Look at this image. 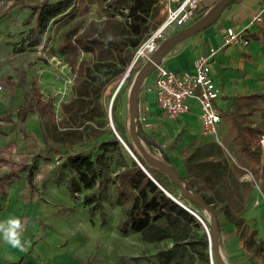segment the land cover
<instances>
[{"label": "trees", "instance_id": "16d2710c", "mask_svg": "<svg viewBox=\"0 0 264 264\" xmlns=\"http://www.w3.org/2000/svg\"><path fill=\"white\" fill-rule=\"evenodd\" d=\"M90 1L101 4L105 16L101 19L92 18L86 24L71 25L62 35L59 51L75 75L72 84L73 95L63 102L61 107L66 116L83 123L84 127L104 128L108 120L102 93L109 79H102L97 72L103 65L115 67L116 78L126 71L136 46L153 26L156 0ZM62 4L61 1L52 3L51 0H44L37 7L36 24L31 29V34L38 37L37 43L43 40L49 20L63 12ZM124 9L129 10L127 14L123 13ZM118 12L122 16H118ZM14 93L13 89L11 97ZM32 113H38L42 118V123L38 124L42 127L44 145L50 151L59 152L64 145L71 142V134H76L73 142L83 138L81 129L73 131L70 128H61L55 118L53 101L46 100L34 87L26 91L23 102L15 112L0 114V128L5 124L25 122ZM258 113H261L259 121L250 119ZM224 120L228 125L235 152L239 156L237 162L225 165L218 175L207 172L205 183L200 188L195 187L194 180L189 177L191 171L199 172L206 165L205 161H186V173H181L180 168L174 167L181 179L187 181L194 190L195 195L211 206L217 216L219 231L223 217H227L240 229L239 237L245 241L248 253L264 258V239L257 237L258 231L251 230L243 217L253 185L259 183L264 193V91L235 97L233 107L224 115ZM117 130L134 150L118 127ZM24 135L27 136V133ZM179 138L180 134L175 143ZM118 144L119 140L114 136L99 144L101 151L73 150L63 155L61 166L72 174L67 184H64L66 189L73 193L102 185V190H106L109 183H112L119 202H127L118 224L123 232H137L148 242L169 239L173 247L160 249L158 253L166 261L175 260L176 264H213L216 249L212 226L209 225L208 232L203 224H209L208 220L197 214L195 209L181 198H177V190L180 187L171 176L149 166L142 157L139 159L141 163L128 162L123 168L112 173L106 150ZM157 145L163 149L159 143ZM24 170L27 172L28 186L34 187V166L20 163L6 174L0 175V189L10 185ZM247 172L252 174L254 182L241 179L240 176ZM202 189L211 190V193L202 192ZM102 190L85 194L83 202H99L102 206ZM191 202L200 206L194 200ZM102 221H106L104 213Z\"/></svg>", "mask_w": 264, "mask_h": 264}, {"label": "rangeland", "instance_id": "374dc122", "mask_svg": "<svg viewBox=\"0 0 264 264\" xmlns=\"http://www.w3.org/2000/svg\"><path fill=\"white\" fill-rule=\"evenodd\" d=\"M43 1L0 0V114L11 110L15 112L19 104L23 102L26 91L34 87L46 100L53 101L55 118L61 128H70L73 131L81 129L83 138L75 143L73 141L76 139V134H71V142L64 145L59 152L50 151L44 145L42 127L37 125L42 123V118L38 113H32L22 124L7 128V134L13 138L14 152L12 156L9 154L11 151L9 147L6 150L1 149L0 175L6 174L12 168L13 159L22 163L29 162L31 167L36 164L35 169L38 168V164H41L40 170H34L36 185L32 188L29 186L22 188L21 193L31 200L37 196L55 201L58 210L55 212L54 222L48 223L50 220L41 222L45 225L46 245H54L56 249H59L58 255L63 264H176L175 260L166 261L158 254L160 249L173 247L169 239L148 242L143 240L137 232H123L119 228L118 224L127 202L125 200L119 202L112 183H109L106 190H102V185H96L94 189L77 190L73 193L66 189L64 184H67L72 174L61 166L63 155L73 150L101 151L99 144L114 136L119 140V144L106 150L112 173L123 168L128 162L138 161L140 157L149 166L162 170L167 175L168 173L147 161L130 133V89L141 65L131 69L130 62L126 71L117 78L114 77L116 68L113 66L103 65L98 70L97 74L102 79H109L102 93L105 116L108 120L104 128L84 127L83 123L63 113L61 105L73 95L72 84L75 74L59 51L62 35L71 25L86 24L92 18H103L105 11L101 4L90 0H51L52 3L61 1L63 12L49 20L43 40L37 43L38 37L31 34V29L36 24L37 7ZM212 1L205 0V2ZM203 5L205 11L208 7L205 3ZM128 11L124 9L123 13L127 14ZM117 15L122 16L120 12ZM30 43L34 44L30 45ZM86 56L89 57L90 54ZM13 89L15 93L11 97ZM118 91L119 94L114 104ZM260 118L261 113H258L250 119L259 121ZM141 126L142 123H139L142 129ZM117 127L133 145L134 150L120 136ZM223 128L226 131L220 140L207 136V140L200 146L192 144L186 149L187 159L205 161L206 164L199 172H190L189 178L194 180L197 188L205 183L207 172L218 175L225 165H231L239 160L226 122ZM142 131L149 137L147 132L143 129ZM24 133H27V136ZM143 142L151 154L171 164L170 158L165 157L163 149L146 141ZM240 177L242 180L254 182L251 173L247 172ZM19 179V176L15 177L14 182ZM184 182L189 186L187 181ZM189 188L194 192L190 186ZM98 189L102 190L100 192L103 198L102 206L99 202L85 204L84 195L94 190L98 191ZM202 192L211 191L202 189ZM177 194V198H181L187 205L194 208L197 214L203 215L208 220L209 224H203L204 228L210 232L209 225L212 226L210 212L202 206H195L181 189L177 190ZM103 213L106 218L104 223ZM213 260L214 264H220L216 255H213Z\"/></svg>", "mask_w": 264, "mask_h": 264}, {"label": "crops", "instance_id": "0c3cea01", "mask_svg": "<svg viewBox=\"0 0 264 264\" xmlns=\"http://www.w3.org/2000/svg\"><path fill=\"white\" fill-rule=\"evenodd\" d=\"M216 1H204L208 7L205 11ZM263 5L264 0H232L212 23L180 38L163 59L169 69L193 72L194 59L201 53H210L212 46L217 48L212 56L211 67L213 78L222 89L216 101L223 114V121L219 125L221 137L226 131L223 128L224 115L232 109L235 97L264 91V19L252 21L251 18ZM227 27L236 30L247 29L249 44H224ZM153 78V74L147 77L140 92L141 127L152 140L162 146L171 164L180 168L181 173H186L185 162L191 161L186 158V149L192 144L200 146L207 140V136H213L202 132L199 105L194 99L190 100V111L179 117L171 118L164 113L157 103L155 91L149 89L153 85ZM15 124H5L0 128V152L1 149L6 150L9 147V154L12 156L14 142L7 134V128ZM21 130L23 132V127ZM179 134L180 138L175 143ZM20 163L22 162L13 159L12 168ZM25 164L29 166V162ZM33 166L34 170H38L41 164H38L37 169L36 164ZM25 171L20 172L19 181L14 182L13 179L10 185L0 189V221L13 216L22 219L25 224L22 234L25 249L22 251L13 248L0 240V264H63L58 255L59 249L54 245H46L45 225L42 224L48 220V223L54 222L58 207L56 208L55 201L37 196L31 200L21 193V189L28 186ZM34 184L36 185L35 181ZM247 206L243 214L245 224L251 230L258 231V238L264 239V193L260 184L253 185ZM239 233L240 229L227 217H223L219 237L220 253L225 264H264V258L248 253L245 241L239 237Z\"/></svg>", "mask_w": 264, "mask_h": 264}, {"label": "built area", "instance_id": "2783aa9c", "mask_svg": "<svg viewBox=\"0 0 264 264\" xmlns=\"http://www.w3.org/2000/svg\"><path fill=\"white\" fill-rule=\"evenodd\" d=\"M204 1L156 0L153 26L136 46L130 68L150 60L153 53L171 35L199 19L206 12L203 6ZM263 12L264 5L259 12L252 15V21H262ZM225 32L224 44L247 45L250 42L247 29L236 30L233 27H227ZM216 51L217 48L212 46L210 53L199 54L194 59L193 72L169 69L163 62L164 58L154 61L151 73L154 75L153 85L149 89L155 91L159 107L171 118L190 111V100H196L199 105L202 132L220 140L219 125L223 121V114L217 107L216 101L222 89L213 78L211 67L212 56ZM138 120L140 123V113ZM262 141L264 142V136Z\"/></svg>", "mask_w": 264, "mask_h": 264}, {"label": "water", "instance_id": "95a60500", "mask_svg": "<svg viewBox=\"0 0 264 264\" xmlns=\"http://www.w3.org/2000/svg\"><path fill=\"white\" fill-rule=\"evenodd\" d=\"M231 1L232 0H217L216 3L211 8H209L199 19H197L195 22L187 25L186 27L182 28L178 32L171 35L167 39V41L164 44H162L153 53L151 59L143 63L139 68L135 76L134 82L132 84V87L130 89V99H129V110H130L129 128H130L131 136L133 137L136 146L143 153L144 157L147 159L148 162L162 168L168 173L169 176H171V178L179 185L181 191L187 198H189L190 200H194L200 206H202L203 208H205L207 211L210 212L212 217V236L214 239V245L216 249V258L220 264H225V262L220 253L219 228H218L217 216L215 212L212 210L211 206L207 204L202 198H199L197 197V195H195V193L189 188V186L181 179L179 173L177 172L175 167L169 163V161L156 157L146 149L143 141H146L154 145H157V143L151 140L139 127L138 115L140 109L139 98H140L141 88L144 82L146 81L147 77L152 73L154 61H160L161 59H163L164 56L173 48L175 43L180 38L190 33H193L194 31L212 23L222 13V11ZM164 153H165V157L168 159L169 158L168 154L166 152ZM212 263L214 264L213 259H212Z\"/></svg>", "mask_w": 264, "mask_h": 264}, {"label": "clouds", "instance_id": "9594fccd", "mask_svg": "<svg viewBox=\"0 0 264 264\" xmlns=\"http://www.w3.org/2000/svg\"><path fill=\"white\" fill-rule=\"evenodd\" d=\"M24 228L25 224L19 217L13 216L0 221V240L23 251L25 249V242L22 239Z\"/></svg>", "mask_w": 264, "mask_h": 264}, {"label": "bare ground", "instance_id": "6f19581e", "mask_svg": "<svg viewBox=\"0 0 264 264\" xmlns=\"http://www.w3.org/2000/svg\"><path fill=\"white\" fill-rule=\"evenodd\" d=\"M120 87V86H119Z\"/></svg>", "mask_w": 264, "mask_h": 264}]
</instances>
